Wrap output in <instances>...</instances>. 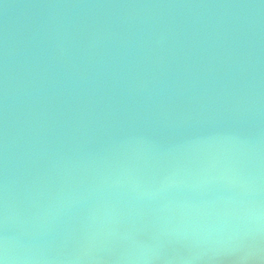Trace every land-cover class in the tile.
<instances>
[{
  "label": "water",
  "instance_id": "obj_1",
  "mask_svg": "<svg viewBox=\"0 0 264 264\" xmlns=\"http://www.w3.org/2000/svg\"><path fill=\"white\" fill-rule=\"evenodd\" d=\"M0 264H264V0H0Z\"/></svg>",
  "mask_w": 264,
  "mask_h": 264
}]
</instances>
